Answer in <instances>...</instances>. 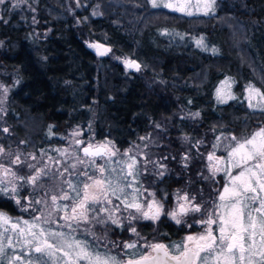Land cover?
<instances>
[{"label": "trees", "instance_id": "16d2710c", "mask_svg": "<svg viewBox=\"0 0 264 264\" xmlns=\"http://www.w3.org/2000/svg\"><path fill=\"white\" fill-rule=\"evenodd\" d=\"M42 1L34 27L17 14L1 15L0 79L10 86L0 119L4 144L12 137L44 149L42 138L85 124L90 113L97 138H119L120 149L162 120L172 124L171 136L181 125L243 137L261 126L255 116L264 112L250 109L244 95L248 84L264 92V0H217L207 16L153 8L148 0H77V14L63 16L62 0ZM93 40L111 55L136 58L142 69L126 75L111 55L98 59ZM148 72L158 79L152 86ZM224 79L234 81L236 99L220 103ZM190 111L201 112L200 125L179 117Z\"/></svg>", "mask_w": 264, "mask_h": 264}, {"label": "snow or ice", "instance_id": "6c2138e0", "mask_svg": "<svg viewBox=\"0 0 264 264\" xmlns=\"http://www.w3.org/2000/svg\"><path fill=\"white\" fill-rule=\"evenodd\" d=\"M22 2L27 3V0H13V9L18 8ZM216 2L217 0H151V5L153 8H167L186 16L197 14L207 16L215 14ZM6 3L8 0H0V6ZM0 19H3V16H0ZM196 43L197 46L203 47V38L197 40ZM91 46L97 49L99 55H106L111 51L110 48H104L102 45ZM213 51L216 50L213 49ZM124 63L137 71L140 69V65L135 61L126 59ZM225 85H229L230 88V81L225 80L217 89L216 96L220 103L236 99L230 90L226 95L222 94L221 89ZM245 90L248 93L245 97L248 100V106L264 112V92L252 84L246 85ZM254 100L255 103H253ZM73 135H79V133H73ZM232 139L236 143L227 146V161L215 157L214 154L208 156L209 161H215L212 165L213 174L224 171L225 175L230 177V181L223 189V194L219 196L221 203L211 211L205 209L201 219L195 221L204 226L202 232L189 235L184 241L172 246L146 243L143 247L150 249L147 252L138 248L135 241L119 245L114 241H109L106 233L103 237L96 236L90 228H85L83 231L87 235H92L94 240L103 239L105 241L103 251L99 246H93L86 239L77 237L76 234L81 230V225L92 224L93 220L105 228L111 223L123 229L122 219L128 220L129 230L139 237L136 227L132 226V221L141 218L157 221L163 214V204L155 199L154 193H150L152 197L150 203L145 205L139 202L135 195L139 189L134 188L133 185L137 182L136 177L140 173L134 171L137 161L129 156L127 161H120L122 167L119 168V172L116 168L111 169L112 173H116L115 182L104 175L106 169L103 166L95 169L99 173L98 177L84 172L83 175L88 176L91 183H84L82 191H77L73 181L64 176V172L68 171L67 168L64 171L57 170L53 176L59 177V182L55 184L58 193L51 188L45 192V196L52 193L49 196L50 205L47 200L34 201L36 204L43 203L47 211H40V215L33 217L31 221L13 220L7 213L0 211V264H18V262L19 264H170V262L172 264H264V128L243 140H237L236 137ZM75 143L80 144L82 141L77 140ZM57 151L61 150L57 149ZM82 151L85 157L92 158L87 163L95 165L96 158L106 163L111 161L117 155L118 150H114L111 142H104L88 143ZM3 153L4 149L0 147V156ZM66 153V149L61 152L62 155ZM32 159H35V156H32ZM76 160L81 164L86 163L79 156H76ZM12 163H21L20 156L16 155ZM28 167L35 166L29 165ZM47 167L45 165V168ZM70 167L75 169L77 165L73 163ZM233 168L240 170L235 176L231 173ZM42 175H48L44 168L37 170L33 175L22 176L0 163V194L8 196L20 205V199H17L15 195H8L9 192L17 193L16 182L23 181L34 187H43L42 184H38ZM63 185H67V189L77 193L78 198L73 201L70 210L68 205L58 204L60 200L72 199ZM127 188L133 189L131 200L128 194H125ZM113 196L120 200L125 209H134L138 215L130 213L124 218L117 217L115 213L119 211V205L111 209L107 207V205H112L110 197ZM181 199L185 203L179 205L178 211L174 210L169 213L177 224L182 223V220L177 218L178 216L201 211V206L189 202L187 195ZM29 203L33 202L29 201ZM97 205L100 207H96ZM216 209L219 211L217 212ZM22 210L26 211L27 208H22ZM57 212H63L58 219L63 220L64 224H57ZM101 212L106 215L101 217L98 215ZM217 224L218 235L213 229V225ZM43 225L49 226L44 227ZM188 227H191V224ZM65 228L70 231L62 230ZM109 243L113 248L122 247L128 251L114 254L112 248L107 247ZM17 246L21 253L19 255L16 252ZM9 249H12L11 255H9Z\"/></svg>", "mask_w": 264, "mask_h": 264}, {"label": "rangeland", "instance_id": "374dc122", "mask_svg": "<svg viewBox=\"0 0 264 264\" xmlns=\"http://www.w3.org/2000/svg\"><path fill=\"white\" fill-rule=\"evenodd\" d=\"M48 0H45V2ZM150 5H151V0H148ZM13 0H8V3L5 5L0 6V16L4 13L6 15L7 19L13 18L16 14L18 15V20L20 23L30 25L34 27V25H37L35 23H39V11L43 9L44 1L42 0H27V3H21L18 8L13 9L12 7ZM62 9H59L63 12L62 15L64 16L65 11L68 10L70 14H77L78 8H77V0H62V5H60ZM169 12H173L170 9L163 8ZM49 10V9H48ZM217 10V2H216V8L215 12ZM16 18V17H14ZM37 20V22H36ZM80 21V20H79ZM167 31H165L166 33ZM168 33V32H167ZM33 41V40H32ZM38 41H34V44H37ZM89 45H102L104 48H110L111 52L104 56V55H99L98 52L96 51L97 49L92 47V50L95 52L96 57L98 59H101L103 57H108L112 53V48L110 46H107L101 42L98 41H91L89 42ZM131 60L135 61L137 64L140 65V69L137 71L135 68L128 67L124 61L125 60ZM110 60L113 62H118L121 64L123 73L126 75H131L132 72L137 73L139 72L142 67H141V62L137 60L136 58H132L127 55H111ZM141 73V72H140ZM139 73V74H140ZM146 76V82L148 86H152L157 82V76L155 74H152L150 72L144 74ZM225 80L229 79H224L219 83L220 88L222 82ZM230 81V88L229 85H225L223 89H221L222 94H227L229 90L233 95L236 96V93L233 92V80ZM257 88V87H256ZM7 89V91H5ZM259 89V88H258ZM248 95V93L245 90V95L244 98ZM10 99V86H8L2 79H0V119H2L4 115V110L6 109V106L8 104V101ZM231 100V99H230ZM229 101V100H228ZM256 101L254 100L253 103ZM246 103L248 104V100L246 99ZM250 108V107H249ZM254 109V108H250ZM256 110V109H254ZM198 114V115H197ZM200 111H190L188 113H183L179 117L181 119H184V121H189L188 123L193 122L196 125H200ZM85 124H76L70 127L68 130L61 131L60 133L55 132L53 136H60L66 139H44V141H47L46 146L44 149H37L34 148V146H28L26 145V141L23 139H13L10 137L9 139H5L7 141V145L4 144V139L0 136V147L4 149V153L2 156H0V163H2L5 167L11 168L13 171H16L19 175L22 176H29L35 174V172L41 168H44L45 172L48 173V175H42L40 181H38V184H42L43 187H38V186H32L29 185L23 181H17L18 185V190L16 194H13L9 192V196L15 195L17 199L21 200V204L17 205L20 215H9L13 220H29L31 221L33 217H35L36 214H40V211H47V209L44 208L43 203L41 204H36L34 203L35 200H47L49 205L51 204V201L49 199V196L52 193H49V196H45V192L48 189H53V191L58 193V189H56L55 184L59 182V177H54L53 174L59 171H64L65 168L68 169L67 172H64V176L68 178H72L75 175H79L83 179V184L84 183H91V180L88 179V176L83 175L84 172H87L89 175L98 177L99 173L95 171V169L99 166H103L106 171H105V176L110 177L113 179L115 182V177L111 176L110 169L116 168L117 167H122V164L120 161H127L129 156H132L135 158L137 161L134 171L137 172L136 168H145L146 173L151 175V179L153 182V175L157 176L158 174L161 175V173H165L168 170V160H166L164 157L165 153H200L203 152V156L197 158V157H187V158H178L177 161H185L187 162L188 167L193 168L194 170H199L200 172L202 171L204 173V176L206 178H213V180H216L219 174H224V171L216 172L213 174L212 172V165L213 163L211 161H205L206 160V155L207 153L214 154L215 156L222 153L226 152V158L225 161H227L228 157V151H227V146L228 145H234L236 143L235 140L232 139V137H236L237 140H243L247 137L243 136H236L234 134L230 133H223L221 129H217L216 127L210 128V129H199L197 128L196 132H193L188 126L185 127L183 125L180 126L179 128V134L171 136L170 135V129L172 128V124L166 123L165 120H162L160 122H157L155 126L150 129L148 132L145 134L141 135L139 137V140L137 143H134L132 146L124 149H119L116 147V145L109 139H100L97 138L95 134V114H87L84 120ZM182 123V122H181ZM187 123V122H186ZM30 127L37 128L36 126L39 124L40 126V121L36 120H29ZM7 129V128H4ZM8 130V129H7ZM79 133V135H73V133ZM174 134V132H173ZM254 134V133H253ZM51 136V135H50ZM143 138V139H142ZM176 139V141H175ZM82 141L80 144H76L75 141ZM179 141L180 143V148L177 147L176 150V142ZM104 142H111V146H113L114 150L117 151V155L114 156L112 159L113 161L105 162L104 160H101L99 158H96V164H90L87 163V161L91 160V157H85L83 155L82 149L87 146L88 143H93V144H99V143H104ZM224 144V145H223ZM215 146V147H214ZM57 149L61 151H57ZM67 150L66 154H61L63 150ZM130 150V151H129ZM178 151V152H176ZM127 153V155H124ZM16 155L20 156V161L21 163L16 164L12 163V161L15 159ZM157 155H159L157 157ZM32 156H35V159H32ZM76 156H79L82 160L86 161V163L81 164L77 162ZM164 158V159H163ZM174 161V159H173ZM129 163L131 161H128ZM75 163L77 167L75 169H72L70 167L71 164ZM120 163V164H119ZM29 165H34L35 167L29 168ZM45 165L48 167L45 168ZM118 168V169H119ZM239 169H231V173L233 176L237 175ZM69 173H71V176H69ZM158 173V174H157ZM11 178V177H9ZM226 185L225 187L229 184L230 177L226 176ZM136 183H138V179L136 177ZM136 183L134 185H136ZM148 183V181H147ZM22 185V186H21ZM5 187H8V185H4ZM63 187L67 190V185H63ZM224 187V188H225ZM134 188H138L137 185ZM83 189V186H82ZM139 189V188H138ZM217 188L213 187V190L211 191V198L212 202L214 201L215 203L213 204V208L216 207V201L219 198L215 196L212 197L213 193L216 194ZM151 190L146 191L145 193V205L147 202L151 199L150 196ZM69 194V193H68ZM127 194V192H125ZM118 195H120L118 193ZM209 196V197H210ZM8 198V196H5ZM129 197V196H128ZM112 199V205H107L109 209H111L115 205H119V211L115 213L117 217H127L130 213L132 215H138L134 209H125L124 205L121 204L120 200H117L114 196L110 197ZM123 199V196L121 197ZM138 198V197H137ZM142 198V197H141ZM13 200V199H12ZM71 200V199H70ZM60 200L58 201L61 202L63 201L64 203L60 204L61 206L63 205H68L69 210L71 208V205L73 203V200ZM131 200V199H129ZM144 200V198H142ZM15 201V200H13ZM29 201H32L33 203H29ZM140 202V201H139ZM142 203V201H141ZM179 204L176 206V211L178 209ZM96 207H100L97 205ZM22 208H27V210H22ZM218 212V209H216ZM4 212V211H2ZM38 212V213H37ZM6 213V212H5ZM63 212L56 213L57 217V222L61 221L62 224L65 222L61 219H58L60 215ZM38 214V215H39ZM91 215V214H90ZM101 217L105 216V213H99ZM43 219V218H41ZM140 219L134 220V221H139ZM127 222V219H122L121 223L124 224ZM85 228H90L92 232L95 233L96 236L98 237H103L105 233L107 234V238L109 241H114L119 245H123L125 242H131L135 241L137 242V247L140 248L142 251L147 252L150 249L144 248L143 246L148 243H153L154 239H142L138 238V236L134 235L131 233L130 238L128 239H122L120 237H114V234L112 232V228H119L116 225H112L109 223L107 228H105L102 225L96 224L95 221L93 220L92 224L88 225H81V230L79 233H82L83 235L88 237L89 242L93 241L96 246L100 247V250H104V245L105 241L103 239L97 241L93 239L92 235H87L83 231ZM64 230V229H62ZM10 234V233H9ZM186 237H184L181 241H184ZM180 241V242H181ZM168 245V242H167ZM172 244L168 246H172ZM108 248H112V251L114 254H122L125 253L128 250L123 249L122 247H115L113 248L112 244L109 243L107 245ZM16 248H19L17 246ZM10 255V254H9Z\"/></svg>", "mask_w": 264, "mask_h": 264}, {"label": "flooded vegetation", "instance_id": "af4514ba", "mask_svg": "<svg viewBox=\"0 0 264 264\" xmlns=\"http://www.w3.org/2000/svg\"><path fill=\"white\" fill-rule=\"evenodd\" d=\"M255 117L256 119L257 118L260 119L258 122L261 124V126L256 128L253 131V133L260 130L261 128H264V124H263L264 114L263 113L256 114ZM221 131L225 133L224 127L221 129ZM42 139H66V138L60 136L48 135ZM100 139H105V138H100ZM106 139L111 140L116 145V147L119 148L115 140H113L119 138H114L111 136V137H107ZM210 154L211 153L209 152L207 153L205 161H209L208 156ZM158 156L159 155H157V157ZM164 156H165L164 158L169 161L168 170L165 173H163V175H160L158 173L157 176L153 175V182L151 179V175L149 174L148 176L145 168L142 167L136 168L137 172H139L140 175L137 176L138 183H136L137 187L139 188V192L135 193V195L138 197V200L140 202L142 201V203L145 204V193L147 189L151 190V193L155 194V199L163 204V214H161L159 220L157 221H152L142 218L139 221H132V226L136 227V230L139 233V237H138L139 239L140 238L154 239L153 243H161L167 245L168 242V245L172 243L174 245V244H179L184 237H187L189 235H196L203 231L204 226L195 221H199L201 219L205 209H208L209 211L213 209L212 206L215 202L214 201L212 202L213 198H211L210 196L211 191L213 190V187L217 188L216 194L213 193L212 197L215 196L218 197V195L220 196L221 194H223V189L226 185V178L224 174H219L216 180H213V178H206L204 176V173L202 172L203 170L201 172L199 170L198 171L194 170L193 168L188 167L190 163L187 164V162L183 160L180 162L177 161V157L180 159L187 158L188 156L197 157V158H199L200 156L202 157L203 152L190 153V154L170 152V153H165ZM225 156H226V152H222L216 155L215 157L223 158L225 160L226 158ZM211 162L213 164L215 163V161H211ZM118 168L119 167H117V172H119ZM110 175L113 176L114 178L116 173L111 172ZM129 179H131V177ZM71 180L76 185L77 191H82V186H83L82 177L79 175H75L71 178ZM136 185H133V187H135ZM67 190L69 196L72 198L71 200L74 201L75 199L78 198L77 193L75 191H72L70 189ZM125 192H127L129 196L128 198L131 199V193L133 192V189L127 188L125 189ZM184 195H187L189 197V202L195 205H200L201 211L196 213L189 212L187 215L178 216L177 218L181 219L182 223L177 224L175 220L171 218L169 213L174 210L176 211L177 204L180 205L185 203V201L181 199V197H183ZM141 197L144 198V200H142ZM151 199L147 203H150ZM62 203L64 202L61 201L58 204L60 205ZM219 203H221V201L218 198L216 204ZM178 210H179V206L177 211ZM0 211H4L9 215L15 214L17 216L21 214L15 201L6 198L3 194H0ZM38 214H36L35 217L40 215ZM62 215L63 213L60 216ZM57 224H62V222L58 221ZM189 224H191V227H188ZM123 225H124L123 229L112 228L114 237H120L122 239L130 238L131 233L129 230L130 225L128 220ZM43 226L48 227L49 225H43ZM52 226L55 227L56 225H52ZM213 229L215 234L218 235L219 234L218 224L213 225ZM64 231H70V229L65 228ZM76 235L79 239L88 240V237L83 235L82 233L78 232ZM90 243L93 246H96L93 241H91ZM8 252L11 255L12 249H9ZM16 252L18 255L21 254L19 252V248H16Z\"/></svg>", "mask_w": 264, "mask_h": 264}, {"label": "water", "instance_id": "95a60500", "mask_svg": "<svg viewBox=\"0 0 264 264\" xmlns=\"http://www.w3.org/2000/svg\"><path fill=\"white\" fill-rule=\"evenodd\" d=\"M97 51V50H96ZM98 52V51H97ZM111 52V51H110ZM110 52H108L106 55H108ZM106 55H104V56H106ZM170 264H172V262H170Z\"/></svg>", "mask_w": 264, "mask_h": 264}]
</instances>
